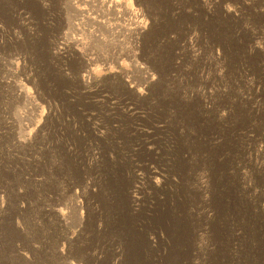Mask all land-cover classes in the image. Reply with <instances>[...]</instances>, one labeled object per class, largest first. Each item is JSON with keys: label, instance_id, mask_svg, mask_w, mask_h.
Instances as JSON below:
<instances>
[{"label": "rangeland", "instance_id": "374dc122", "mask_svg": "<svg viewBox=\"0 0 264 264\" xmlns=\"http://www.w3.org/2000/svg\"><path fill=\"white\" fill-rule=\"evenodd\" d=\"M121 1L0 0V264H264V0Z\"/></svg>", "mask_w": 264, "mask_h": 264}, {"label": "bare ground", "instance_id": "6f19581e", "mask_svg": "<svg viewBox=\"0 0 264 264\" xmlns=\"http://www.w3.org/2000/svg\"><path fill=\"white\" fill-rule=\"evenodd\" d=\"M76 1H78V0H76ZM79 1L81 3L85 2V3L90 4L92 6L98 7V9L96 11H99V12L101 11L102 13H104V15L106 14L105 11L112 10V11H114L115 17H119V13L121 12L120 9H119L120 6L122 7V1L121 0H79ZM125 9L129 12V14L132 15V20H130L131 23H129V24H133V25L135 24L134 26H136V27L139 26L140 25V21H141V15L138 12L133 11L131 9H128V8H125ZM95 13H94V15H95ZM94 15L92 16L93 18H94ZM105 22L106 23H104V24H106L107 26L111 27L110 24L107 23L108 22L107 20H105ZM17 87L18 88L19 87L22 88L21 85L17 86ZM18 95L26 98V95H24L23 90H19ZM70 205L73 208H77L79 206V203H78V201L75 200V197H74L73 201L70 203Z\"/></svg>", "mask_w": 264, "mask_h": 264}]
</instances>
